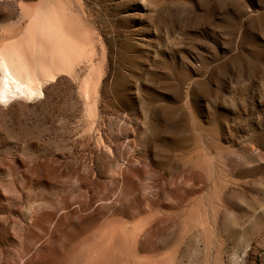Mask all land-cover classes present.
<instances>
[{
	"label": "rangeland",
	"instance_id": "374dc122",
	"mask_svg": "<svg viewBox=\"0 0 264 264\" xmlns=\"http://www.w3.org/2000/svg\"><path fill=\"white\" fill-rule=\"evenodd\" d=\"M24 37L0 264H264V0H0Z\"/></svg>",
	"mask_w": 264,
	"mask_h": 264
},
{
	"label": "bare ground",
	"instance_id": "6f19581e",
	"mask_svg": "<svg viewBox=\"0 0 264 264\" xmlns=\"http://www.w3.org/2000/svg\"><path fill=\"white\" fill-rule=\"evenodd\" d=\"M37 45L38 42L34 38L24 37L11 43L8 41L0 47V104H9L18 98L43 96L40 81L45 74L42 73L43 76L41 74L40 77L37 68L40 64L36 65L32 59L36 54ZM62 47L63 51L68 49L66 45ZM52 60L57 64L53 58Z\"/></svg>",
	"mask_w": 264,
	"mask_h": 264
}]
</instances>
